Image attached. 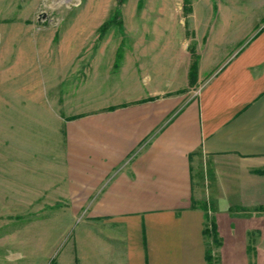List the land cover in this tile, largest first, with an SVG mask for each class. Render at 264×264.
Here are the masks:
<instances>
[{
  "label": "crops",
  "instance_id": "obj_1",
  "mask_svg": "<svg viewBox=\"0 0 264 264\" xmlns=\"http://www.w3.org/2000/svg\"><path fill=\"white\" fill-rule=\"evenodd\" d=\"M177 11L153 34L154 50L162 36L160 81L66 122L68 178L87 200L81 221L71 207L49 233H26L42 264H210L206 216L216 221L217 264H250V243L262 252L264 0ZM192 52L200 88L190 96Z\"/></svg>",
  "mask_w": 264,
  "mask_h": 264
},
{
  "label": "rangeland",
  "instance_id": "obj_2",
  "mask_svg": "<svg viewBox=\"0 0 264 264\" xmlns=\"http://www.w3.org/2000/svg\"><path fill=\"white\" fill-rule=\"evenodd\" d=\"M197 1L0 0V264H42L26 233H49L71 207L75 221L83 219L87 197L68 178L66 122L160 81L162 36L154 50L153 34L168 8L179 17L180 6ZM198 64L192 52L183 90L190 96L200 88ZM206 227L217 264L214 217ZM260 247L256 253L250 243V264H264Z\"/></svg>",
  "mask_w": 264,
  "mask_h": 264
},
{
  "label": "trees",
  "instance_id": "obj_3",
  "mask_svg": "<svg viewBox=\"0 0 264 264\" xmlns=\"http://www.w3.org/2000/svg\"><path fill=\"white\" fill-rule=\"evenodd\" d=\"M120 1H122V0H120ZM204 207H206V205L205 206H203V205L201 206L202 209ZM203 210L206 211V208H204ZM207 220H208V217L206 216V222H207ZM204 235L206 236V238H208V233H207V227H206V225H205ZM208 259H209V262H210V251L209 250H208Z\"/></svg>",
  "mask_w": 264,
  "mask_h": 264
}]
</instances>
